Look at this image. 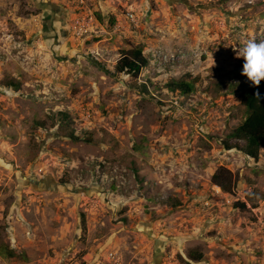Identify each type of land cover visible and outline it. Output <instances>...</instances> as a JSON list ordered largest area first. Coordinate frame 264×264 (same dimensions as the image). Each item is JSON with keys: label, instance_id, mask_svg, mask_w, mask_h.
<instances>
[{"label": "rangeland", "instance_id": "rangeland-1", "mask_svg": "<svg viewBox=\"0 0 264 264\" xmlns=\"http://www.w3.org/2000/svg\"><path fill=\"white\" fill-rule=\"evenodd\" d=\"M88 3L78 37L69 0H0V264H264V151L224 146L264 0ZM138 46L147 67L117 73ZM189 74L193 94L167 90Z\"/></svg>", "mask_w": 264, "mask_h": 264}, {"label": "trees", "instance_id": "trees-1", "mask_svg": "<svg viewBox=\"0 0 264 264\" xmlns=\"http://www.w3.org/2000/svg\"><path fill=\"white\" fill-rule=\"evenodd\" d=\"M99 18V15H97ZM142 47H134L124 51L121 58L117 61L115 70L119 74H128L137 77L143 68L147 67L148 59L144 55ZM197 77L187 75L181 79H172L166 83V88L171 93H178L183 96H189L196 90ZM15 90L20 88V84L11 83ZM247 88L241 99V105L244 107L245 114L243 121L233 129L224 141V146L227 150L237 149L244 153L247 157L256 161L259 160L260 154L264 151V80L259 86H255L248 80L244 83ZM260 93V97L256 93ZM61 120L65 123L69 121V115L66 112L58 113ZM42 123H38L41 125ZM68 137L72 140H79V137L74 132L68 133ZM234 140V142H232ZM212 182L225 193L232 194L234 190L233 173L221 167L212 176ZM234 208L242 210L247 209L245 202L237 201L234 203ZM0 255L5 256V249L0 248ZM15 253L10 252V257ZM196 260L202 259V255L192 256Z\"/></svg>", "mask_w": 264, "mask_h": 264}, {"label": "clouds", "instance_id": "clouds-1", "mask_svg": "<svg viewBox=\"0 0 264 264\" xmlns=\"http://www.w3.org/2000/svg\"><path fill=\"white\" fill-rule=\"evenodd\" d=\"M238 56L244 60L242 75H245L253 85L259 86L264 80V41L257 43L247 41L238 51ZM260 97V93H256Z\"/></svg>", "mask_w": 264, "mask_h": 264}, {"label": "built area", "instance_id": "built-area-1", "mask_svg": "<svg viewBox=\"0 0 264 264\" xmlns=\"http://www.w3.org/2000/svg\"><path fill=\"white\" fill-rule=\"evenodd\" d=\"M72 4L74 10L81 11L80 14H76V20L74 25V32L78 37L84 35L87 32V26L90 25L91 22L98 21L95 15V11L91 9L89 6V0H69ZM127 18L129 21L136 26L139 23V19L136 17V14L132 11L127 13Z\"/></svg>", "mask_w": 264, "mask_h": 264}, {"label": "crops", "instance_id": "crops-1", "mask_svg": "<svg viewBox=\"0 0 264 264\" xmlns=\"http://www.w3.org/2000/svg\"><path fill=\"white\" fill-rule=\"evenodd\" d=\"M104 14V13H103ZM97 15H99V19L101 20L102 19V15H100V14H97ZM48 19H45L46 21H44V23L46 22V24H49V17H47Z\"/></svg>", "mask_w": 264, "mask_h": 264}]
</instances>
